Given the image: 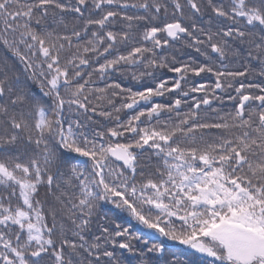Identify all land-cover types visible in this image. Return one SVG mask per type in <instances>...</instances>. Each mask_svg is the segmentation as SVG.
<instances>
[{"label": "snow or ice", "instance_id": "6c2138e0", "mask_svg": "<svg viewBox=\"0 0 264 264\" xmlns=\"http://www.w3.org/2000/svg\"><path fill=\"white\" fill-rule=\"evenodd\" d=\"M165 240L264 264V0H0V264H182Z\"/></svg>", "mask_w": 264, "mask_h": 264}, {"label": "trees", "instance_id": "16d2710c", "mask_svg": "<svg viewBox=\"0 0 264 264\" xmlns=\"http://www.w3.org/2000/svg\"><path fill=\"white\" fill-rule=\"evenodd\" d=\"M189 57H192L196 60H201L202 57H199L197 53H195L191 49L185 50L183 54H180V59L187 61ZM161 78H171L175 74L169 73L166 69L161 70L160 72ZM112 79L123 83L125 86H132L134 89H142L145 86H154V83L149 79L145 78L143 83L137 84L136 82L131 81L130 79L124 80L123 77L119 76L118 74H113ZM197 82H210L206 81L204 77H197L194 78ZM111 82V80L109 81ZM102 86V85H101ZM34 91L37 94L39 93V88L36 85H32ZM158 102H167L164 98H155ZM217 105H214V107ZM230 108V102H226L224 105V109L228 110ZM138 110V109H137ZM130 114V113H129ZM123 118H126V115L122 114ZM111 209V211H109ZM107 214L112 217L116 222L122 224L123 226H130L132 231H139V232H148V230L141 228L135 221L130 220L124 213L119 212V210L112 209L111 205L105 206L104 209ZM149 235H152V233L148 232ZM165 245L169 248L170 251H174L177 253V255L180 256L182 264H204L205 259L200 254H197L194 250L188 249L186 246L179 245L176 242L172 241H164Z\"/></svg>", "mask_w": 264, "mask_h": 264}, {"label": "rangeland", "instance_id": "374dc122", "mask_svg": "<svg viewBox=\"0 0 264 264\" xmlns=\"http://www.w3.org/2000/svg\"><path fill=\"white\" fill-rule=\"evenodd\" d=\"M197 254H199V253H197ZM201 255V254H200Z\"/></svg>", "mask_w": 264, "mask_h": 264}]
</instances>
